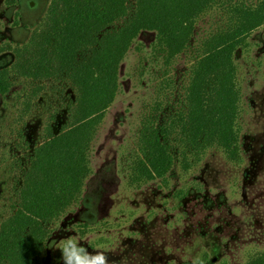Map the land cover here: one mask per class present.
<instances>
[{
    "label": "rangeland",
    "instance_id": "rangeland-1",
    "mask_svg": "<svg viewBox=\"0 0 264 264\" xmlns=\"http://www.w3.org/2000/svg\"><path fill=\"white\" fill-rule=\"evenodd\" d=\"M258 1L218 0L197 19L188 48L167 64L152 50L154 33L135 39L120 64L115 99L90 143L82 191L47 226L46 247L35 264H63L52 242L62 247L69 238L105 253L109 264H247L264 253V25L234 55L238 159L228 160L217 146L188 152L172 134L175 161L166 177H133L142 157L141 132L178 130L202 42L230 26L229 7ZM136 2L127 0L129 11ZM50 3L0 0V49L27 44ZM13 63V52L0 53V70ZM10 81V93L0 97V227L19 204L33 150L71 126L77 100L63 76L35 81L11 71Z\"/></svg>",
    "mask_w": 264,
    "mask_h": 264
},
{
    "label": "trees",
    "instance_id": "trees-1",
    "mask_svg": "<svg viewBox=\"0 0 264 264\" xmlns=\"http://www.w3.org/2000/svg\"><path fill=\"white\" fill-rule=\"evenodd\" d=\"M218 0H51L27 44L15 49L10 69L0 70V97L12 88L10 73L42 81L67 78L77 93L72 124L49 135L33 150L19 190L14 214L0 227V264H35L49 237L48 225L80 195L89 173L87 153L105 111L118 91V71L135 39L154 33L153 52L169 63L188 48L197 19ZM131 12V13H130ZM230 26L201 44L191 69L185 112L177 129L145 128L141 158L133 177L149 182L172 170L171 135L178 134L188 152L217 146L230 161L239 155V92L234 55L247 47L252 32L264 25V0L229 7ZM18 17V14H16ZM120 20L123 25L112 29ZM173 129V128H172ZM183 159L185 154L183 153ZM247 264H264V253Z\"/></svg>",
    "mask_w": 264,
    "mask_h": 264
},
{
    "label": "clouds",
    "instance_id": "clouds-1",
    "mask_svg": "<svg viewBox=\"0 0 264 264\" xmlns=\"http://www.w3.org/2000/svg\"><path fill=\"white\" fill-rule=\"evenodd\" d=\"M58 242L53 241L52 246L61 252L63 264H109L105 253L96 251L89 252L80 242L65 239L62 247H56Z\"/></svg>",
    "mask_w": 264,
    "mask_h": 264
}]
</instances>
